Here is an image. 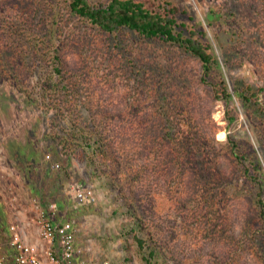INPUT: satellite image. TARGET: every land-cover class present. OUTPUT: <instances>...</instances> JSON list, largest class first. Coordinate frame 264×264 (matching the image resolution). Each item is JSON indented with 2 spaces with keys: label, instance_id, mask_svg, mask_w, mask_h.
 <instances>
[{
  "label": "rangeland",
  "instance_id": "1",
  "mask_svg": "<svg viewBox=\"0 0 264 264\" xmlns=\"http://www.w3.org/2000/svg\"><path fill=\"white\" fill-rule=\"evenodd\" d=\"M134 1L173 9L184 37L203 28L218 63L206 84L199 62L177 46L127 29L102 33L65 0H0V221L7 232L21 219L35 225L52 204L48 215L55 209V222L72 225L80 258L142 264L130 206L162 264H264L255 204L257 194L264 202V113L212 95L220 74L230 92L232 84L260 89L264 105V0ZM52 48L60 76L49 86ZM64 123L98 127L111 168L87 167L77 133L66 149ZM228 136L260 163L259 183L231 157ZM80 188L91 203L75 204Z\"/></svg>",
  "mask_w": 264,
  "mask_h": 264
},
{
  "label": "trees",
  "instance_id": "2",
  "mask_svg": "<svg viewBox=\"0 0 264 264\" xmlns=\"http://www.w3.org/2000/svg\"><path fill=\"white\" fill-rule=\"evenodd\" d=\"M65 1L71 15L84 20L88 25L97 28L102 33L115 34L120 29H127L140 38L146 40L157 39L158 41L177 46L199 62L201 70L199 81L201 83L206 84V80L212 70L218 67L217 60L211 53L210 45L202 41L205 38L203 28H190L187 30V36L184 37L180 32L175 31L178 27L182 29L185 27L181 24H176L174 10L171 8L161 14L146 10L142 3L134 0H110L106 5L99 7L90 5L87 0ZM49 62L51 65L49 86H53L56 84L53 82V77L58 80L60 76V60L55 48L51 50ZM231 90L230 92L227 84L219 74V81L212 86L213 99L223 102L227 106L231 98L235 97L242 104L254 105L260 112L264 113V105L259 96L260 89L254 91L249 84L240 86L232 84ZM225 115H227L228 123H231L233 119L228 116V111H225ZM74 125L64 123L65 136H70L69 138L71 139L70 144H65L66 149L70 145L75 146L77 144V137L75 136L77 133L79 152L84 158L87 167L89 168L90 164H93L94 168H99V165L102 164L105 170L110 169L112 165L110 150L107 143L100 138L101 132L98 131V127H89L84 132L83 129H78ZM72 141L73 143H71ZM227 144L231 157L242 166L244 176L252 182L259 183L261 176L260 163L256 160L251 161L244 155H239L229 136L227 137ZM28 155L30 157L31 153ZM65 155L69 158V154L65 153ZM65 161L69 164L68 159ZM125 176L127 178L125 181H130L127 177L129 176L127 171ZM255 204L258 216L263 222L259 232V241L261 242V248L264 250V202L259 194L255 197ZM126 213L131 215L132 227L129 229L133 233L132 239L139 252L141 263L162 264L163 260L158 248L150 244L148 237H143L138 231L139 222H137V217L131 214L132 208L130 206L127 207Z\"/></svg>",
  "mask_w": 264,
  "mask_h": 264
},
{
  "label": "built area",
  "instance_id": "3",
  "mask_svg": "<svg viewBox=\"0 0 264 264\" xmlns=\"http://www.w3.org/2000/svg\"><path fill=\"white\" fill-rule=\"evenodd\" d=\"M73 201L76 205L91 203L92 192L87 188L76 189ZM48 212L49 209L39 210L35 220L39 240L45 243V247L37 249L26 244L19 238L15 227L10 226L8 230L10 262L0 258V264H109L106 259L80 258L81 251L74 244L72 225L68 222L53 221Z\"/></svg>",
  "mask_w": 264,
  "mask_h": 264
},
{
  "label": "crops",
  "instance_id": "4",
  "mask_svg": "<svg viewBox=\"0 0 264 264\" xmlns=\"http://www.w3.org/2000/svg\"><path fill=\"white\" fill-rule=\"evenodd\" d=\"M31 159H32V157H31ZM45 174H47V173L45 172ZM52 206H53L52 204H48V209H51ZM39 210H41V209H39ZM53 211L55 212V209L52 210L53 216L51 217L54 221L55 219H54V212ZM9 221H10V219L6 220V224ZM15 229H16V232H17L19 238L23 242H25L26 244L35 246L37 249H42L43 247H45V243H43L42 241L39 240L36 225H33L28 220H22V219L19 220V222L17 223V227H15ZM8 237H9V234L6 231L5 222L2 221L0 223V258L4 259V260L6 259L7 261L10 262L9 258H10L11 252H10V249L8 247Z\"/></svg>",
  "mask_w": 264,
  "mask_h": 264
}]
</instances>
